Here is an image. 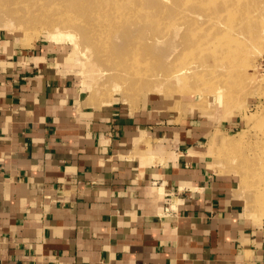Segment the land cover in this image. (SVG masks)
<instances>
[{
  "label": "crops",
  "instance_id": "obj_1",
  "mask_svg": "<svg viewBox=\"0 0 264 264\" xmlns=\"http://www.w3.org/2000/svg\"><path fill=\"white\" fill-rule=\"evenodd\" d=\"M52 54L0 33V264H264V222L207 121L84 104Z\"/></svg>",
  "mask_w": 264,
  "mask_h": 264
},
{
  "label": "rangeland",
  "instance_id": "obj_2",
  "mask_svg": "<svg viewBox=\"0 0 264 264\" xmlns=\"http://www.w3.org/2000/svg\"><path fill=\"white\" fill-rule=\"evenodd\" d=\"M31 1L49 6L32 12ZM59 1L66 11L47 14ZM76 1L0 3V33L50 48L84 104L150 98L178 119L207 121L215 166L238 174L264 222V0H99L88 23Z\"/></svg>",
  "mask_w": 264,
  "mask_h": 264
},
{
  "label": "bare ground",
  "instance_id": "obj_3",
  "mask_svg": "<svg viewBox=\"0 0 264 264\" xmlns=\"http://www.w3.org/2000/svg\"><path fill=\"white\" fill-rule=\"evenodd\" d=\"M11 0H1L0 3L4 6L7 5L5 7H9V2ZM21 1V0H20ZM175 1H179L181 3H186L184 0H175ZM189 2H191L190 0H188ZM36 1H33V3H35ZM32 3V1H31ZM32 3V4H33ZM41 4V3H40ZM35 5V6H34ZM44 6H49V5H38L37 4H33L29 5L30 11L34 12L39 10V12H41L40 10H43L45 7ZM70 7L73 8V12L74 14L80 18H83V21H87L90 19V15H91V10L95 9L99 7V0H79L76 1L74 4L73 2L70 4ZM66 11V8H64V3L62 4V1L57 2L54 6H52L50 9L45 10L46 12H48L47 14L54 16V14H58L60 13V11ZM69 12V10H68ZM55 36V35H54Z\"/></svg>",
  "mask_w": 264,
  "mask_h": 264
}]
</instances>
